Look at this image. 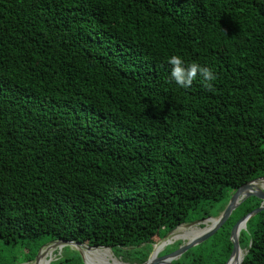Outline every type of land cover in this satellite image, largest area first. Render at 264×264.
I'll return each mask as SVG.
<instances>
[{"label":"trees","instance_id":"obj_1","mask_svg":"<svg viewBox=\"0 0 264 264\" xmlns=\"http://www.w3.org/2000/svg\"><path fill=\"white\" fill-rule=\"evenodd\" d=\"M172 55L208 67L212 88L170 82ZM259 178L264 0H0L4 243L142 264L155 237ZM239 247L241 264H264V211ZM50 264L84 263L68 251Z\"/></svg>","mask_w":264,"mask_h":264},{"label":"rangeland","instance_id":"obj_2","mask_svg":"<svg viewBox=\"0 0 264 264\" xmlns=\"http://www.w3.org/2000/svg\"><path fill=\"white\" fill-rule=\"evenodd\" d=\"M256 185L257 188L263 190L262 192L264 193V184L257 183ZM260 203H261L260 200L255 199L254 197L245 198L244 200L240 201V203L232 212L230 217H232L233 220H238L239 218H241V216H243L245 211L251 210L252 208H254L253 210H255L260 206ZM225 204H226V199H222L220 202L215 203L210 208H203V213L201 212L196 213L195 214L196 218L194 219L190 218L189 223L187 222L188 223L187 226L190 227L183 226L178 230H176L171 235L165 236L164 238L155 237L152 240L153 245L151 246L152 247L151 253L153 251L155 252L158 251V257L166 256L172 253L171 251L174 250L177 247V245H178L177 247L178 249L179 247L189 244L193 240L194 244H192L191 247L187 248V250L177 258L176 261H178L179 264H190L191 263L190 260H195L196 263L198 264H211L215 260H224L222 250L225 245V238H226L228 226H225L224 228L220 227L208 235L200 236L203 232L202 230L203 227H205L206 229L210 228L211 221L203 222L202 225H198L197 223L202 222L208 218L210 219L217 218L221 213L220 212L221 208L225 206ZM242 231L245 232L244 229ZM52 246L53 243L50 244L46 243L45 246L41 248V252L46 253L45 259L46 260L51 259L52 262L57 258H60L68 251H78L79 249H81L82 251L86 250L83 248H78L73 245H67L63 247L58 246V247H54L53 249H49ZM50 250H52L51 255L48 254ZM104 250H107L108 254L106 255L104 254L103 256V253H105ZM98 251H100L102 254L92 256L93 257L92 259L95 261L96 264H101L105 262L113 263L114 260L122 264L133 263V260L130 257L125 255L120 257L114 256L109 249H98ZM138 251L140 254H145L147 253V248L140 247ZM36 258L37 255L32 258L29 257V250L27 251L25 248H23L22 245L6 244L2 240H0V264H36Z\"/></svg>","mask_w":264,"mask_h":264},{"label":"water","instance_id":"obj_3","mask_svg":"<svg viewBox=\"0 0 264 264\" xmlns=\"http://www.w3.org/2000/svg\"><path fill=\"white\" fill-rule=\"evenodd\" d=\"M257 183L264 184V178L255 179L253 181H250V182L240 186L234 192V194L231 196L227 205L225 206V208L223 209V211L220 213V215L217 218H215V219L208 218L202 222L197 223L198 225H202L203 222L215 220V223L213 225H211L209 229H206L205 227H203V229H202L203 232L200 236L208 235L211 232H214L218 228L222 227L227 222V220L230 218L232 212L235 210V208L238 206V204L240 203L241 200H244L245 198H248V197H254L255 199L260 200L261 203H260V206L258 208H256L255 210H252L251 212H249L246 215L239 218L235 222V224L232 226V228L230 230V236H229V240L232 244V251H231L229 258L225 262V264H241L244 257L247 255V251L241 250L239 247V234L243 229L245 230L246 223L251 218H253L255 215L264 211V193L262 192L263 190L256 188L254 186ZM180 226H182V225H180ZM180 226L171 230L166 236L171 235L174 231L178 230V228H180ZM192 244H194L193 240L189 244L182 246V247H179L174 252H172L166 256H162V257H158V251L157 252L153 251L150 254V256L148 257V259L142 264H172V262L176 261L177 258L179 256H181L187 250V248L192 246ZM67 245H73V246H76L78 248H83V249L92 250V251H95L98 249H109V248H98V249L90 248V247H87V246L79 244V243L66 242V241H55V242H53V246L50 247L49 249H53L54 247H58V246L63 247V246H67ZM77 252L80 255L83 263L89 264L85 260L83 252L81 251V249H79ZM41 253L42 252L40 249L39 252L37 253L36 263L39 261L40 258L44 257L43 256L44 254L42 255ZM239 254H240V258H238ZM51 262H52L51 259L46 260V264H50Z\"/></svg>","mask_w":264,"mask_h":264},{"label":"clouds","instance_id":"obj_4","mask_svg":"<svg viewBox=\"0 0 264 264\" xmlns=\"http://www.w3.org/2000/svg\"><path fill=\"white\" fill-rule=\"evenodd\" d=\"M170 65L169 79L181 89L189 88L193 81L199 76L207 88H212V81L216 79L213 72L198 63H188L179 55H172L168 58Z\"/></svg>","mask_w":264,"mask_h":264},{"label":"bare ground","instance_id":"obj_5","mask_svg":"<svg viewBox=\"0 0 264 264\" xmlns=\"http://www.w3.org/2000/svg\"><path fill=\"white\" fill-rule=\"evenodd\" d=\"M256 188H257V185L255 184L254 185ZM260 187V186H259ZM215 223V220H212L211 221V225H213ZM207 224V223H206ZM188 232V231H187ZM179 233V232H178ZM195 233H196V231H195ZM175 237V236H174ZM174 239V238H173ZM172 239V240H173ZM156 249V248H155ZM82 251V250H81ZM65 252V251H64ZM83 252V255H84V258H85V260L89 263V264H96L95 263V261L92 259L93 257V255H101L102 253L100 252V251H98V250H95V251H92V250H84V251H82ZM104 252L105 253H103V256H104V254L106 255V254H108V251L107 250H104ZM44 257L43 258H40L39 259V261L36 263V264H46V259H45V252H42L41 253ZM49 255H51L52 254V250H50L49 251V253H48ZM64 254V253H63ZM103 256H101V257H103ZM238 258H240V256L238 257ZM105 259V258H104ZM96 262H98V261H96ZM101 264H121L120 262H118V261H116V260H114L113 261V263H109V262H105V263H101Z\"/></svg>","mask_w":264,"mask_h":264},{"label":"flooded vegetation","instance_id":"obj_6","mask_svg":"<svg viewBox=\"0 0 264 264\" xmlns=\"http://www.w3.org/2000/svg\"><path fill=\"white\" fill-rule=\"evenodd\" d=\"M226 206V205H225ZM225 206H224V208H225ZM220 212H222V211H220ZM219 212V213H220ZM218 213V214H219ZM189 223V222H188ZM188 223H185V224H183L182 226H180V228L181 227H183V226H185V227H190V226H187L188 225ZM179 229V228H178ZM175 232V231H174ZM173 232V233H174ZM229 236H230V232H229ZM228 241L230 242V240H229V237H228ZM230 244H231V242H230ZM228 247H229V245H228V243L225 241V245H224V248H223V250H222V252H223V256H225V253H227V251H228ZM231 251H232V244H231ZM231 251L229 252V254H228V258H229V256H230V254H231Z\"/></svg>","mask_w":264,"mask_h":264}]
</instances>
